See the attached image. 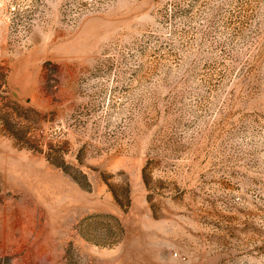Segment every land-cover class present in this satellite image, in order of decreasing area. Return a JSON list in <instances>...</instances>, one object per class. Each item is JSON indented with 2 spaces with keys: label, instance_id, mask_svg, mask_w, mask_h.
Here are the masks:
<instances>
[{
  "label": "rangeland",
  "instance_id": "374dc122",
  "mask_svg": "<svg viewBox=\"0 0 264 264\" xmlns=\"http://www.w3.org/2000/svg\"><path fill=\"white\" fill-rule=\"evenodd\" d=\"M0 264H264V0H0Z\"/></svg>",
  "mask_w": 264,
  "mask_h": 264
}]
</instances>
